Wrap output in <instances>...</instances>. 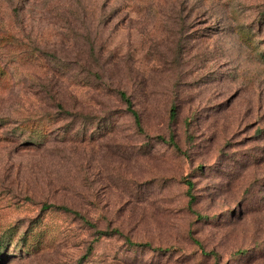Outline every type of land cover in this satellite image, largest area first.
I'll use <instances>...</instances> for the list:
<instances>
[{"label": "rangeland", "instance_id": "obj_1", "mask_svg": "<svg viewBox=\"0 0 264 264\" xmlns=\"http://www.w3.org/2000/svg\"><path fill=\"white\" fill-rule=\"evenodd\" d=\"M0 264H264V0H0Z\"/></svg>", "mask_w": 264, "mask_h": 264}, {"label": "trees", "instance_id": "obj_2", "mask_svg": "<svg viewBox=\"0 0 264 264\" xmlns=\"http://www.w3.org/2000/svg\"><path fill=\"white\" fill-rule=\"evenodd\" d=\"M119 94H120L121 99L126 103L128 110H129V111L132 113V115L134 116L135 123L139 126V124H140V122H139V118H138L137 112L131 107V101H130V99L127 97V95H126L125 92H123V91H120ZM174 111H175V110L172 108V109H171V117L174 116V114H175ZM170 141H172V139H170ZM172 144H174V143H172ZM174 146H175V144H174ZM186 184H187V193L190 195V200H192V199H193V196H192V194H191L192 183H191L190 181H187ZM64 209H65L66 211H70V210L67 209V208H64ZM116 232H117V231H116ZM126 241H127L130 245H139V246H141V245H148V246H151L149 243H145V244L134 243L133 241H131V240L128 239V238L126 239Z\"/></svg>", "mask_w": 264, "mask_h": 264}]
</instances>
